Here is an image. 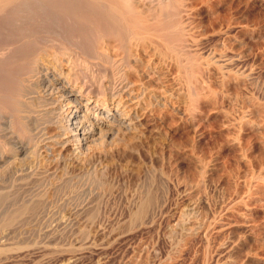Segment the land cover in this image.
<instances>
[{"label":"rangeland","instance_id":"1","mask_svg":"<svg viewBox=\"0 0 264 264\" xmlns=\"http://www.w3.org/2000/svg\"><path fill=\"white\" fill-rule=\"evenodd\" d=\"M175 1L177 58L162 45L134 46L126 60L106 50L128 61L122 106L132 130L75 157L47 139L58 135L50 111L59 94L26 87L23 109L37 123L27 132L16 122L14 137L27 145L42 129L45 141L0 168V208L40 192L45 217L17 220L0 264H264V0ZM54 53L42 51L43 69ZM100 69L78 85H108Z\"/></svg>","mask_w":264,"mask_h":264},{"label":"bare ground","instance_id":"2","mask_svg":"<svg viewBox=\"0 0 264 264\" xmlns=\"http://www.w3.org/2000/svg\"><path fill=\"white\" fill-rule=\"evenodd\" d=\"M175 3V0H0V119H5V128H0V140H3L0 141V168L9 158L10 161L21 162L33 158L40 150L34 146L41 143L45 130L35 129L34 132L32 128L33 134H26L27 145L14 137L17 135L13 130L16 122L20 121L25 128L34 122V117L25 111L27 107L23 109L30 101L28 98L31 96L27 98L26 95V87L29 86L34 87L31 88L33 91L40 87L43 94L49 89L59 94L58 100L52 99L55 106L52 102L53 107H50L58 135L47 139L63 149L71 147L75 157L79 158L98 144L113 140L120 132L132 130L133 121L122 106V99L130 96L126 83L129 65L128 61L122 60L131 59L132 53H136L132 51L134 46L148 44L155 50H160L162 45L164 57L177 56L172 44V37L177 35L178 29L174 21L178 15ZM112 46L122 52L123 59H109L106 50ZM47 48L55 53L53 61H46L47 66L43 69L41 53ZM63 58L66 61H59ZM93 67H102L99 71L109 74L110 81L103 85L89 77L95 88L91 92L88 87L78 85L77 81L78 77L88 75ZM37 75L43 79L29 81ZM26 131L30 129L26 128ZM34 140L41 141L31 147ZM43 146L45 150L48 148L46 143ZM25 172L28 169L18 175L21 180L29 175ZM30 194H26L27 197H23L18 205L10 203L8 207L0 208V248L12 237V227L21 217L44 220L46 201L44 203L43 193ZM1 195L0 192V198ZM150 200H143L138 217L146 212Z\"/></svg>","mask_w":264,"mask_h":264}]
</instances>
